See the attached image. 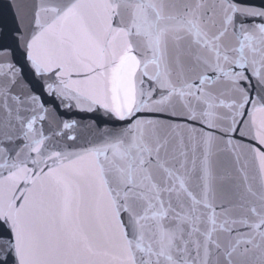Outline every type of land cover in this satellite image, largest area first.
<instances>
[{
    "label": "snow or ice",
    "instance_id": "6c2138e0",
    "mask_svg": "<svg viewBox=\"0 0 264 264\" xmlns=\"http://www.w3.org/2000/svg\"><path fill=\"white\" fill-rule=\"evenodd\" d=\"M13 9L0 264H264V0Z\"/></svg>",
    "mask_w": 264,
    "mask_h": 264
},
{
    "label": "water",
    "instance_id": "95a60500",
    "mask_svg": "<svg viewBox=\"0 0 264 264\" xmlns=\"http://www.w3.org/2000/svg\"><path fill=\"white\" fill-rule=\"evenodd\" d=\"M259 3V0H254ZM17 0H0V50H7L11 54V59L18 67L23 65V47L18 39L21 27L17 19L13 5ZM95 118L100 122L102 117L96 114H79L73 116L76 119Z\"/></svg>",
    "mask_w": 264,
    "mask_h": 264
}]
</instances>
